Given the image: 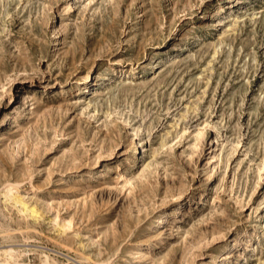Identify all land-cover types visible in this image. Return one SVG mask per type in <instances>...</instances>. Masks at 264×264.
Returning <instances> with one entry per match:
<instances>
[{
  "label": "rangeland",
  "instance_id": "obj_1",
  "mask_svg": "<svg viewBox=\"0 0 264 264\" xmlns=\"http://www.w3.org/2000/svg\"><path fill=\"white\" fill-rule=\"evenodd\" d=\"M0 264H264V0H0Z\"/></svg>",
  "mask_w": 264,
  "mask_h": 264
},
{
  "label": "bare ground",
  "instance_id": "obj_2",
  "mask_svg": "<svg viewBox=\"0 0 264 264\" xmlns=\"http://www.w3.org/2000/svg\"><path fill=\"white\" fill-rule=\"evenodd\" d=\"M212 148H213V150H212V152H211V154L213 153V152H215L216 151V149L214 148V146H212ZM135 152H136V154H137V149H135ZM138 155H139V152H138ZM212 159L214 158V155L211 157ZM10 199V197H8V200ZM201 199H203V198H201ZM194 201V200H193ZM203 201V200H202ZM197 202H192V203H186L185 202V204H182L181 206H179V207H177V208H175V209H171V210H165V212H164V214L160 217V219H164L165 217H167V216H169V215H178V214H182L185 210H186V208L188 207V206H191V205H194V204H196ZM14 204H20V206H21V209L23 210V211H25V212H29V215H31V216H34L35 214H36V211L34 210V209H29L27 206H26V204L24 203V202H22L21 200H19V199H15V201H14ZM244 241V237L243 238H239V239H236V240H234V242H235V244H240V243H242ZM5 253H7V252H5ZM11 257V256H10ZM13 258V257H12Z\"/></svg>",
  "mask_w": 264,
  "mask_h": 264
}]
</instances>
